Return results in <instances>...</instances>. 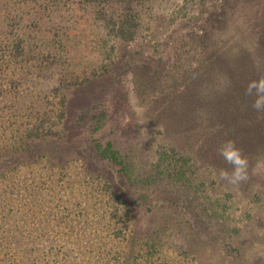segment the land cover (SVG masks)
<instances>
[{
  "label": "trees",
  "instance_id": "16d2710c",
  "mask_svg": "<svg viewBox=\"0 0 264 264\" xmlns=\"http://www.w3.org/2000/svg\"><path fill=\"white\" fill-rule=\"evenodd\" d=\"M76 1L101 34V65L54 111L37 78L77 28L60 7L74 0H0V264H201L211 246L241 257L251 241H221L209 223L225 219L226 201L202 190L207 174L253 205L263 197L264 113L245 89L264 75V4L221 0L196 51L154 61L156 46L124 58L113 44L138 42L146 0ZM246 2L254 27L237 32ZM151 126L154 160L140 140ZM228 139L249 160L239 186L218 175L232 170L217 152ZM248 256L239 264H256Z\"/></svg>",
  "mask_w": 264,
  "mask_h": 264
},
{
  "label": "rangeland",
  "instance_id": "374dc122",
  "mask_svg": "<svg viewBox=\"0 0 264 264\" xmlns=\"http://www.w3.org/2000/svg\"><path fill=\"white\" fill-rule=\"evenodd\" d=\"M220 1L146 0L139 9L138 42L131 45L124 44L118 48L117 43L114 42L115 51H119L118 55L125 58L124 54L130 52L133 54L140 50L137 48L140 44H143L145 51L155 48L153 46L159 49L158 57H154V61L161 56L166 60L174 61L177 59L178 54L191 55L193 51H196L195 36H200L203 31L206 32L208 27L206 22L211 18L212 13L217 10V6L221 4ZM260 3L264 4V0H260ZM60 7L63 16H72L71 19L77 20V28L70 31V40L60 55L52 60L50 59L51 56L48 57L49 55H47L48 58L44 57L47 60L50 59L48 62H44V65H47L48 68L46 67L39 74L36 85L42 93L47 95L45 101L48 109L54 111L60 109L63 93L75 79L88 77L97 66L101 65L96 56H98L104 45L101 34L90 22L89 13L85 12L86 9L80 7L76 0L67 3V6ZM107 8L111 12L119 9L115 4H110ZM251 9V5H247V2L244 6L236 8L234 19L235 21H241L242 25L236 22L235 29L237 32H240L237 27L244 29L243 23H245V20H247V24L250 23L252 16L257 13V7L253 11ZM231 27L232 24H226L227 30ZM248 27L253 28L254 24H248V26H245V30ZM144 55L146 54L143 53L138 57V62ZM42 61L43 59L40 60V62ZM48 64L50 65L48 66ZM39 68L42 69L43 65ZM159 138L157 126L148 128L140 138L147 146L148 153L153 160L155 159L154 153ZM203 169L208 170L204 167ZM206 176L208 179L205 181L202 192L214 199L220 198L222 201H226L223 208L228 209L222 222L209 223L212 226L211 228L214 227L213 232H217V229L221 231L219 232L221 241L230 243L233 247H237L239 243L248 240L251 241V246L246 250H242L244 253L241 254V257L238 256L235 250L233 251L234 248L230 250L229 247H226L228 251L226 253L228 255H225L226 258L217 256L212 246L206 247V252L203 250L204 253L199 254L198 262L200 261L201 264H239V260L246 254L256 264H264V194L262 199L257 198L258 200L254 201L256 204L253 205L251 203L252 197H247V193L230 191L227 187L220 186L219 182L214 181L211 175L206 174ZM199 207L197 205V208ZM215 240H218L217 237ZM214 243L219 244L218 241ZM190 259L182 261V264L191 262Z\"/></svg>",
  "mask_w": 264,
  "mask_h": 264
},
{
  "label": "clouds",
  "instance_id": "9594fccd",
  "mask_svg": "<svg viewBox=\"0 0 264 264\" xmlns=\"http://www.w3.org/2000/svg\"><path fill=\"white\" fill-rule=\"evenodd\" d=\"M245 95L254 97L251 107L258 113H264V75H260L248 83ZM217 152L226 164L231 165L232 169L231 171L220 169L218 175L221 180L233 186H239L248 180L249 160L244 150L237 146L235 140H225Z\"/></svg>",
  "mask_w": 264,
  "mask_h": 264
}]
</instances>
